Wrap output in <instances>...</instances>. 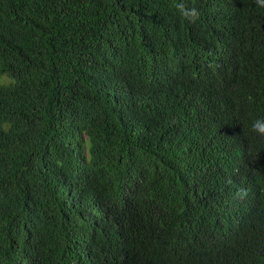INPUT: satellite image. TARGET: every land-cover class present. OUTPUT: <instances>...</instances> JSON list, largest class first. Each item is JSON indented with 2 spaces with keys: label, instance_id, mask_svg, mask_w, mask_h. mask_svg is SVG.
Instances as JSON below:
<instances>
[{
  "label": "trees",
  "instance_id": "1",
  "mask_svg": "<svg viewBox=\"0 0 264 264\" xmlns=\"http://www.w3.org/2000/svg\"><path fill=\"white\" fill-rule=\"evenodd\" d=\"M5 76L0 264H264L255 0H0Z\"/></svg>",
  "mask_w": 264,
  "mask_h": 264
},
{
  "label": "clouds",
  "instance_id": "2",
  "mask_svg": "<svg viewBox=\"0 0 264 264\" xmlns=\"http://www.w3.org/2000/svg\"><path fill=\"white\" fill-rule=\"evenodd\" d=\"M258 7H264V0H255ZM174 7L180 12L182 18L186 19L190 23H196L200 17L198 9L194 7H187L184 3H174ZM15 83L14 79L7 76L0 78V84L5 87L13 85ZM11 127L9 122H5L3 125L4 131H8ZM252 131L258 133L260 136L264 137V119H257L252 124ZM236 196L243 199L247 196V190L245 188H239L236 191Z\"/></svg>",
  "mask_w": 264,
  "mask_h": 264
}]
</instances>
